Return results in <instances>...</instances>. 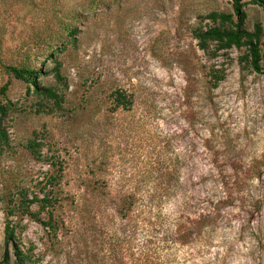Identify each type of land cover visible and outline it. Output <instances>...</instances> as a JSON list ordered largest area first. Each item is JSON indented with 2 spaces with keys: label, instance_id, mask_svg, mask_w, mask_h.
Returning <instances> with one entry per match:
<instances>
[{
  "label": "rangeland",
  "instance_id": "1",
  "mask_svg": "<svg viewBox=\"0 0 264 264\" xmlns=\"http://www.w3.org/2000/svg\"><path fill=\"white\" fill-rule=\"evenodd\" d=\"M242 1L245 28L263 25L264 9ZM211 12L232 13L231 0H0V87L15 107L0 197L52 190L58 201L55 232L19 212L8 218L23 264H264V64L242 62L245 48L200 50L192 30L210 26ZM58 18L79 34L58 56L67 103L46 115L1 65L39 67L43 47L32 44ZM211 68L224 71L216 88ZM116 90L129 110L111 111ZM51 175L57 185L43 194ZM9 206L0 202V264H18L4 244ZM202 217L213 223L189 228Z\"/></svg>",
  "mask_w": 264,
  "mask_h": 264
},
{
  "label": "trees",
  "instance_id": "2",
  "mask_svg": "<svg viewBox=\"0 0 264 264\" xmlns=\"http://www.w3.org/2000/svg\"><path fill=\"white\" fill-rule=\"evenodd\" d=\"M251 4L264 9V0H251ZM244 6L245 3L242 0H231L232 13L211 12L207 14L205 18L210 21V26L205 28L195 27L192 30V36L197 41V47L211 57L221 52H227L233 48L238 50L245 48L246 52L241 57V61L254 71L261 72L262 63L264 64V24H255L253 30L248 31L245 28L246 13ZM64 20L63 18H58V27H46L36 36L32 47H43L40 53L42 59L39 67L33 66L27 59L19 64L1 65L4 73L10 78L25 83L27 89L31 88V95L37 98L34 107L37 108V112L46 115L62 112L64 110L63 105L67 103L65 95L67 83L66 78L62 75L61 63L58 60V56L68 45L76 46V36L79 34V29L75 21L69 22ZM46 62L53 64L49 71H44L43 69ZM43 76H51L53 83L48 85L43 84L40 80V77ZM209 77L212 88H216L224 79V71L211 68ZM7 91L8 84L0 87V151H3L9 146V137L5 127V121L14 113L15 109L14 105L8 99ZM110 97L112 99V112L119 109L129 110L131 108V97L122 91L116 90ZM39 147L40 143L35 139H29L25 144V148L36 160L41 159L38 150ZM47 182L42 192L47 188V185L54 187L58 181L56 177L51 175ZM17 194L19 197L17 201H13L10 197L6 199L0 197V202L7 201L8 204L12 205L8 207L6 212L4 244L6 246H13L16 262L23 264L26 257L16 248L15 227L11 225V221L8 218L15 215L16 212H19L22 216L41 224L44 228H48L50 232H55L58 222L53 216V211L57 209L58 201L55 199L52 190L40 199L36 195H33L31 199H27V193L23 190L17 191ZM33 205L38 207L36 211H31L30 208ZM131 206L132 204L130 202L125 204L121 209V213L128 215L131 211ZM42 212L47 213L46 221H43L40 217ZM208 219L210 218H198L191 223V227L189 228L200 231L213 223V220L210 221ZM189 228H186V226H178L176 233L181 238L187 237L185 234Z\"/></svg>",
  "mask_w": 264,
  "mask_h": 264
}]
</instances>
